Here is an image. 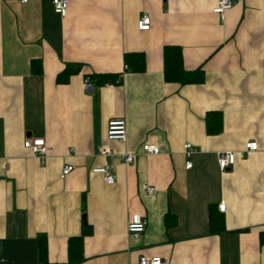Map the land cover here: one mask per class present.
Returning a JSON list of instances; mask_svg holds the SVG:
<instances>
[{
  "label": "crops",
  "instance_id": "obj_1",
  "mask_svg": "<svg viewBox=\"0 0 264 264\" xmlns=\"http://www.w3.org/2000/svg\"><path fill=\"white\" fill-rule=\"evenodd\" d=\"M216 1L68 0L61 16L52 0H0V264H42L41 235L48 262L65 264L85 227L78 264H138L140 255L264 264V0H232L223 19ZM143 14L147 31L137 28ZM165 46L202 80L167 81ZM126 52L144 53L143 71L125 69ZM94 73L117 77L85 88ZM209 111L222 115L216 133L206 130ZM111 118L125 120V142L107 139ZM37 137L42 155L23 146ZM247 141L258 150L240 155ZM145 143L159 153L142 152ZM184 143L194 149L189 168ZM222 151L236 153L225 170ZM123 153L134 161L121 164ZM104 165L112 184L92 171ZM210 211L222 230L210 231ZM134 213L146 220L137 238L127 232Z\"/></svg>",
  "mask_w": 264,
  "mask_h": 264
},
{
  "label": "built area",
  "instance_id": "obj_2",
  "mask_svg": "<svg viewBox=\"0 0 264 264\" xmlns=\"http://www.w3.org/2000/svg\"><path fill=\"white\" fill-rule=\"evenodd\" d=\"M25 2L26 0H21ZM53 10L61 16H64L66 13L68 0H52ZM232 6V0H217L216 5L213 8V11L217 13L221 19L224 17V13ZM137 28L141 31H147L150 28V18L147 14H143L137 21ZM89 82L88 79L84 81V87L88 88ZM106 137L108 140H116L118 142H125L126 140V123L124 119L121 118H111L107 122L106 126ZM23 146L30 150L33 155H42L46 152L47 147L42 138H26L23 141ZM142 152L146 154H157L159 153V147L155 144L145 143L142 145ZM73 150V148H70ZM258 150V144L256 141H247L244 145V150L240 152V155H243V152L246 151H256ZM194 149L190 143H184L183 153L186 157L185 167H191L190 157L193 154ZM103 154L111 153L109 147H104L102 149ZM236 158V153L233 151H222L217 153V162L221 170H225L231 165L234 164ZM121 164H128L134 161L133 153H123L119 156ZM73 169L72 165L66 164L62 167L60 172V177L64 178L71 170ZM93 172L103 174V178L108 184L114 182V178L111 174L107 172L106 165L102 167H97L92 169ZM147 193L151 194L154 190L153 187H146ZM225 203H219L218 209L221 212L225 211ZM146 220L143 219L139 214L134 213L130 215L129 220L127 221V232L134 238L139 237V235L145 230ZM138 264H163V259L159 256H147L140 255L138 257Z\"/></svg>",
  "mask_w": 264,
  "mask_h": 264
},
{
  "label": "trees",
  "instance_id": "obj_3",
  "mask_svg": "<svg viewBox=\"0 0 264 264\" xmlns=\"http://www.w3.org/2000/svg\"><path fill=\"white\" fill-rule=\"evenodd\" d=\"M125 69L128 71L141 72L145 68V55L142 52H126L123 57ZM80 69V64H67L65 68L58 73L56 81L65 82L68 76ZM163 72L167 81H176L180 83H192L202 80L203 74L198 70H186L183 67L182 54L177 46H165L163 49ZM116 74L94 73L87 77L90 85H101L108 81L116 80ZM206 130L208 133H216L222 127V115L219 111H209L205 115ZM220 220V219H219ZM210 211L209 226L211 232H218L223 229L222 223ZM89 229L85 227L81 235L70 238L68 244V260L65 264H78L82 256V239L88 233ZM39 256L42 264H50L46 257L45 236L39 237Z\"/></svg>",
  "mask_w": 264,
  "mask_h": 264
},
{
  "label": "water",
  "instance_id": "obj_4",
  "mask_svg": "<svg viewBox=\"0 0 264 264\" xmlns=\"http://www.w3.org/2000/svg\"><path fill=\"white\" fill-rule=\"evenodd\" d=\"M89 88V87H88Z\"/></svg>",
  "mask_w": 264,
  "mask_h": 264
}]
</instances>
